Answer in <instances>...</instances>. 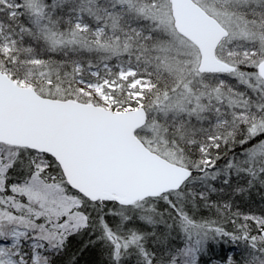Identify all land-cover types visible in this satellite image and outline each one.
<instances>
[{
  "label": "snow or ice",
  "instance_id": "obj_1",
  "mask_svg": "<svg viewBox=\"0 0 264 264\" xmlns=\"http://www.w3.org/2000/svg\"><path fill=\"white\" fill-rule=\"evenodd\" d=\"M0 264H264V0H0Z\"/></svg>",
  "mask_w": 264,
  "mask_h": 264
},
{
  "label": "trees",
  "instance_id": "obj_2",
  "mask_svg": "<svg viewBox=\"0 0 264 264\" xmlns=\"http://www.w3.org/2000/svg\"><path fill=\"white\" fill-rule=\"evenodd\" d=\"M254 199L258 201V200H259V197H254ZM242 209H243V210H247L246 208H243V206H242ZM204 215H206V216H210L211 213H209V212H205Z\"/></svg>",
  "mask_w": 264,
  "mask_h": 264
}]
</instances>
